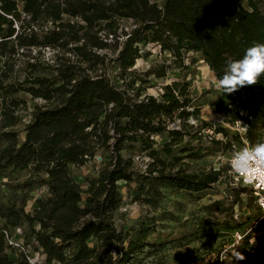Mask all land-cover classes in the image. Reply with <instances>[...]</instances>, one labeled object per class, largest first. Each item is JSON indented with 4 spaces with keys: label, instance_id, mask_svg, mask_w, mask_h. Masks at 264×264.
Listing matches in <instances>:
<instances>
[{
    "label": "trees",
    "instance_id": "obj_1",
    "mask_svg": "<svg viewBox=\"0 0 264 264\" xmlns=\"http://www.w3.org/2000/svg\"><path fill=\"white\" fill-rule=\"evenodd\" d=\"M241 1L0 0V172H29L34 177L28 182L31 187L48 188V196L36 201L31 214L16 205L1 209L0 264H18L9 254L14 247L5 232L25 223L31 233L24 247L34 246L47 264H135L153 230L142 225L133 234L125 233L114 222L113 213L123 201L119 182H134L132 161L122 155L127 145L139 144L152 160L140 190L148 182L151 187L201 193L219 181L222 170L190 174L177 168L180 160L173 145L182 142L183 134L168 127L183 119L201 120L198 108L188 111L187 84L166 86L160 99H140L135 80L124 90L114 85L106 68L110 55L100 52L111 50L122 74L135 68L147 45H157L175 59L200 53L214 77H220L230 60L264 43V0H246L247 7ZM122 20L136 27L124 31ZM33 48L40 54L44 49L58 51L54 64L46 65L52 73L38 75L37 64L30 63L31 72L19 80L14 77L15 60ZM21 93L53 105L33 112L19 142L16 127L25 109L17 97ZM222 93L216 109L232 124L241 121L250 142L257 132L264 135V75L255 85ZM166 131L171 140L162 151L169 160L153 150L154 136ZM212 142L231 147L227 139ZM101 152L110 161L83 191L71 166L83 167ZM262 217L257 220L262 222ZM250 235L244 238L246 246ZM22 263L28 264L27 257Z\"/></svg>",
    "mask_w": 264,
    "mask_h": 264
},
{
    "label": "rangeland",
    "instance_id": "obj_2",
    "mask_svg": "<svg viewBox=\"0 0 264 264\" xmlns=\"http://www.w3.org/2000/svg\"><path fill=\"white\" fill-rule=\"evenodd\" d=\"M152 1L162 3V0ZM240 5L247 7L246 0H242ZM120 25L128 32L136 27L130 20H122ZM39 52L40 49L33 48L17 56L14 77L25 79L32 70L30 63L37 64L36 74L51 75L52 71L46 65L54 64L58 51L44 49L41 54ZM100 53L110 55L106 68L114 85L124 90L126 84L135 80V88L142 90L140 99L146 96L160 99L166 86L187 84L191 99L188 111L193 112L198 108L201 120L189 118L169 125V130H178L183 134L182 142L177 147V144L173 145L180 160L177 168L190 174L222 170L219 181L201 193L151 187L148 182H145V189L140 190L143 176L152 162L149 151H144L139 144L125 147L122 155L132 161L134 182H119L123 201L113 213L114 222L125 233L133 234L142 225H148L153 230L148 237V245L136 257L135 264H217V259L221 258L227 248H238L246 257L235 264H264V213L259 210L251 190L237 183L228 168L231 156L247 148L246 142L255 144L260 141L264 137L263 133L257 132L253 142H250L248 138H243L229 116H224L216 109L223 93L212 84L214 75L200 53H183L182 58L175 59L157 45H147L135 68L125 74L113 62L111 50ZM60 55L63 56L62 53ZM17 97L25 102V109L21 111V123L16 127L19 142H22L25 137L24 129L31 121L33 112L38 107L51 106L53 102L35 99L27 93H21ZM227 99L232 101L234 96L229 95ZM219 129L225 130L227 135L218 134ZM213 139L222 142L227 139L231 142L230 149L214 144ZM170 140L168 131L154 136L153 150L168 160L162 150ZM109 161L108 153H98L93 162L83 167L71 166L72 177L86 191ZM33 178L29 172L14 173L10 169L0 172V226L5 223L1 218V209L4 207L16 205L31 214L36 201L48 196L47 186L29 185L28 182ZM149 202H153V205ZM259 216H263L262 222L257 220ZM34 228L38 229V225ZM238 232L244 236L242 240L237 238ZM30 233L31 227L27 223L9 228L13 241L21 244ZM248 234L252 237L249 243L253 246L252 249L245 245L244 238ZM9 254L18 264H23L25 257L28 264H47L43 254L34 246L25 250L15 247Z\"/></svg>",
    "mask_w": 264,
    "mask_h": 264
},
{
    "label": "clouds",
    "instance_id": "obj_3",
    "mask_svg": "<svg viewBox=\"0 0 264 264\" xmlns=\"http://www.w3.org/2000/svg\"><path fill=\"white\" fill-rule=\"evenodd\" d=\"M262 75H264V43H256L246 49L241 59L230 60L224 74L214 77L212 84L224 93L231 94L245 86L259 83ZM232 167L241 175L264 176V143H257L237 152L233 157ZM237 249H225L221 256L222 264H235L245 260L246 257Z\"/></svg>",
    "mask_w": 264,
    "mask_h": 264
},
{
    "label": "built area",
    "instance_id": "obj_4",
    "mask_svg": "<svg viewBox=\"0 0 264 264\" xmlns=\"http://www.w3.org/2000/svg\"><path fill=\"white\" fill-rule=\"evenodd\" d=\"M244 96H245V94H244ZM235 126L239 129L240 134L243 136V138L246 137L247 129L242 126V122L237 121L235 123ZM246 143H247V148H249V147H251L257 143H264V137L255 144H250L249 142H246ZM236 153L237 152H235L234 155ZM234 155L231 156V158L229 159V162H228L229 172L233 175V177L237 183H240L241 185L252 190V193L255 196L256 203H257L259 210L264 213V176H257V175H253V174L241 175V174L237 173L232 167V161H233ZM5 233L7 235L9 245H11L14 248L17 247V248L22 249V250L26 249L24 247V243L21 244L19 242L13 241L10 234L7 231ZM243 237L244 236L241 235L239 232L237 233V238L239 240H242Z\"/></svg>",
    "mask_w": 264,
    "mask_h": 264
},
{
    "label": "water",
    "instance_id": "obj_5",
    "mask_svg": "<svg viewBox=\"0 0 264 264\" xmlns=\"http://www.w3.org/2000/svg\"><path fill=\"white\" fill-rule=\"evenodd\" d=\"M245 96H247V93H245Z\"/></svg>",
    "mask_w": 264,
    "mask_h": 264
}]
</instances>
